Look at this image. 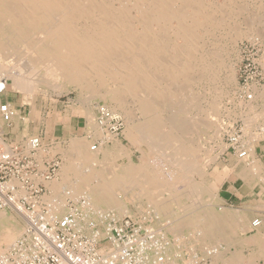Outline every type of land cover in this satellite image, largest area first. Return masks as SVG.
<instances>
[{"label": "bare ground", "instance_id": "bare-ground-1", "mask_svg": "<svg viewBox=\"0 0 264 264\" xmlns=\"http://www.w3.org/2000/svg\"><path fill=\"white\" fill-rule=\"evenodd\" d=\"M223 2L221 6H215L213 2L203 4V0H0V75L5 79L0 101L10 86L13 90L25 91V98L31 97L32 83L45 87L52 83L54 87L49 85V88L53 87L58 93L73 88L86 97L108 99L112 103L108 110L113 115L120 113L126 119L125 135L140 151L136 165L128 163L117 168L115 162L120 157L129 156L127 149L112 141L113 145L104 153L103 162L99 163L93 152L96 148H92L90 141L70 138L67 150L61 151L62 161L56 178L45 182L46 193L47 189L49 193L43 195L44 201L51 200L50 194L67 189L69 191L65 193L71 192L70 195L80 193L85 199L84 207L79 208L85 222L91 219L101 225L105 220L120 219L122 215L133 216L128 209V204L133 201L145 200L154 209V216H158L156 221L155 217L149 220L160 224V215L170 216L172 210H179L183 214L170 220L171 224L163 223L171 233L178 230L179 237L181 232L189 231L188 227L197 228L193 230L197 236L193 242L204 248L205 259L192 264L242 261L241 257L231 253L227 259L226 235L219 234L222 237L219 242L225 240L223 246L226 249L221 250L220 243L216 247L211 243L218 234L213 227L235 221L242 227L239 231L262 230L264 213L254 217L249 216L244 208L221 207L218 213L209 208L213 205L207 196L214 193L206 184L209 180L204 181L203 164L213 161V149L203 148L201 142H205V133L209 135L208 140H214L223 131L224 127L221 128V122L217 121L221 115V102L234 100L233 92L228 89L234 81L229 65L232 46L241 39L264 46V17L259 11V16L253 14L252 10L253 15L249 12L252 16H246L249 8L245 7L244 0ZM216 32L230 35H220L225 40L221 43L220 36L214 35ZM202 81H207L210 86L208 92L203 93L201 103L197 104L199 100L189 91ZM248 91L250 100L241 98V101L238 97L240 109L251 110L255 107L254 101L264 97V86L250 87ZM195 107L198 113L188 115V111ZM135 114L142 118L137 124L134 123ZM85 115L87 123L92 126V137L99 138L102 133L93 123L91 112L85 111ZM11 121L15 123L13 130H16L15 114ZM2 126L0 120V135ZM250 133L243 127L241 135L246 143V153L253 159L251 138L257 133ZM53 153L54 149L49 150L50 156ZM248 157L238 160L246 164ZM248 164L242 167L246 171L243 174L256 172L253 169L257 168L252 175H260L254 159L252 169ZM165 170L168 171L165 173ZM195 175L199 179L197 182L192 178ZM242 176L239 173L238 177ZM182 183L184 186L179 188ZM15 206L11 211L16 214L0 210V255L25 230L24 218L17 210L21 207ZM151 222L148 224L155 232H162L164 228L157 229L159 226L155 227ZM100 229L95 232L87 230V233L95 238L104 236L106 228ZM159 235L162 239L165 237L164 233ZM181 244L165 242L155 256L147 255L149 261L144 264H177V256L172 255L178 253ZM247 260L249 263L246 261V264H252V260Z\"/></svg>", "mask_w": 264, "mask_h": 264}, {"label": "rangeland", "instance_id": "rangeland-1", "mask_svg": "<svg viewBox=\"0 0 264 264\" xmlns=\"http://www.w3.org/2000/svg\"><path fill=\"white\" fill-rule=\"evenodd\" d=\"M208 1H209V3H207ZM208 1L207 0H203V4L210 5L213 2V5L221 6V3L222 4L224 3L223 0H208ZM244 1L245 2H243V3L245 5V7L249 8L248 10L246 8V10L248 11L246 16H252L254 13H256V15L259 16L258 14L260 12V14L262 13L261 17H264V14H263L264 13V0H259V2H260L259 4L257 3L258 0H252V1L251 0H247V1L244 0ZM252 2H253V4H252L253 6H251ZM262 2H263V4H262ZM252 8H254V9H252ZM251 10H252L253 14L251 13ZM249 12L252 15L249 14ZM218 33L219 32H216L214 35L216 37H218L220 35L223 36L224 34H225V36H227L228 34L230 35V33H228V32H227V35H226V33H223V32H221L222 34H220V33L218 34ZM218 38L220 39L221 43L225 41L224 38L221 37V36L218 37ZM250 43L251 42H248L246 39H241V40L235 42V44L232 46L233 48H231V50H233V53L231 52V55H230L231 58H230V62H229L230 64L229 65H230L231 71L233 72V77H234L233 80L234 81L231 84L232 87H229L228 89L230 90L229 92H231V93L233 92L234 100H235V98H237V99L235 101L232 100V101H229V102L225 101V100H222L223 103L221 102V110L222 111L220 110V114L221 115H219L220 118L218 117L217 121L221 122L220 123L221 124L220 127L221 128L224 127L223 131L219 134L218 137H215L214 140H208L209 135L207 133H205V135L203 136V138L205 139V142L204 143L201 142L203 148L206 147V148H208L210 150L213 149L211 151L212 160L213 161H207L206 165L203 164V167L205 169L204 181L207 182L209 180V182H207L206 184L207 185L209 184L208 186L211 187V189H212V191L214 193V195L212 194V196H207V200L209 201L210 204L213 205L212 207H210V205H209V208H211L212 211L215 212V213L216 212L218 213L220 211L219 209H221V207H224V208H227V209L229 208V209H232V210H238V209L241 208L242 205L239 206L236 203L237 200H234V198H231L230 200L226 201V204H224L225 202L221 203L222 201L217 202L215 197H217L218 192H219V195H222V193L235 191V187L236 186H235V182H234L235 181L234 177L237 176L238 171L236 169H237L238 166H240V165H244L245 166L246 164L249 163L248 164V166H250L249 169L250 168L252 169L253 167H251L252 166L251 162H253V159H254V162H257V164L259 165V160L260 159L257 156L255 157V154H256L257 151L254 150V149H255V147L258 146V144L262 140H264V135H260V134L257 133V135L255 137L252 136V138H251V146L252 147L251 148L254 150V153H253L254 156H253V159L251 157H248V152H247L246 156H245V157H248V159L246 160V164H245V162H243V160L242 161L238 160V159H241V158H237L235 156L234 151L230 148L231 146H229V141H228L229 136H231L238 129H243V127H244V130L246 132L248 128H252L256 124L257 125H264V109H263L264 108L263 107L264 106L263 105L264 104V97L262 98L260 96L257 100H255L254 103H253V105H255V107L253 109H251V110L240 109L239 108V104H238V102H239L238 99L239 98H240V100H241V98L243 100H245L244 95H242V93H245V90L243 89V87H242L243 85L241 84V81H240V69H241L242 64H243V62H242V59H243L242 50H246L247 48L248 49H250V48L253 49V51L255 53V57H254L255 63L260 64L259 67L262 69V72L264 73V51H263L264 50V48H263L264 46H263V44H259V43H253V45H252V43L251 44ZM255 48L258 50V54H257V51H256ZM256 59H257V61H256ZM234 63H236V64H234ZM206 82L207 81H205V82L202 81V82H199L198 85H196V87H194V85H193V87H190L191 91H189V92H191L192 95L195 94L193 96L197 97V100H199V102L197 104H200L202 99L204 98L205 94H203V93L208 92V89H209L208 87L210 86V84L206 83ZM201 83L202 84L204 83V84L202 85ZM207 84H209V85H207ZM49 85L53 86L52 83H50ZM49 85L47 87H45L44 84L42 85V84H38V83H35V84L32 83L31 84V90H30L31 91V97H29V98H25L23 96V93L24 94L26 93L25 91L13 90V89L10 88L11 86L6 89V92L4 93L5 95L3 94L4 97L2 95V98H1L2 100L0 101V103H2V102L9 103L14 108V110H15L14 114L17 117V129L16 130L14 129L15 130L14 131L13 127H15V123H13V121H11L10 124H5L2 121L1 116H0V120L3 122V126H2L3 132H2V134H3V137L5 138V140L7 141V143L12 144V145H20L22 147H25L26 145H28V144H24L27 140H30L32 138L37 137L42 142L41 144L44 145V147L41 149V150H43L40 153L41 157H43L44 159L46 157L50 158L52 156H58V157L61 158V155L55 154V153H60L61 154V151L67 150L68 145H69L68 143L72 139V137L73 138H80V139L84 138V139H87L88 141H90L91 145L92 144L95 145V146L97 145L95 151H93V152L96 154V158L99 161V163H101V162H103V156H104L105 151L111 145L110 143H112V141L115 143L116 140H119L121 142V144L123 145V146H121V144H119V146L127 149L128 153H129V156L127 158L126 157H120L115 162L117 168H121L123 166H126V165H128V163H132V164L136 165L139 162L138 158L140 156V151H139L137 146H135L133 143L129 142L130 140L125 135V131H126L125 128H126L127 122H126V119L124 120V118L121 116L122 114H120V113H115L114 114V116L116 115L115 117L118 118V121H116L113 118V119H110L109 121H107L105 126L98 125V122H99L98 107L99 106H105L107 108H110L112 106L111 101H109L108 99L100 98V97H90V96L86 97L83 93L80 95V93L77 92V90H75L73 88H68V89H66V91L58 93V92H55V90L53 89L54 86L49 88L50 87ZM235 85H236V87H235ZM261 85L264 86V80L262 81ZM203 86H206V87H203ZM201 87H203V88H201ZM239 88L242 89V91H239ZM50 89H52V90H50ZM198 98H200V99H198ZM243 100H241V101H243ZM82 101H83V103H82ZM81 104H82V106H81ZM85 104H86V107H85ZM235 104L236 105L238 104V105L235 106ZM244 104H246V103H244ZM197 109L198 108H196V107H195V109L191 108L188 111L189 112L188 115L195 116L198 113ZM234 109H235V111H234ZM237 109H238L239 113H238ZM254 109H257V110H254ZM85 111H90L91 112L93 123L100 128V131H101L102 134L98 130L99 134H101L99 138L95 139V138L92 137V135L90 133V129H91L90 127H92V126H90L88 124L89 122L87 123L88 118L86 119V117H85L86 116L85 115ZM96 111H97V113H96ZM243 112L246 115H244ZM224 113L226 115H224ZM133 116H134V114H133ZM138 116L139 115L135 116V119H134V123L135 124H137L139 121H142V118L141 117L139 118ZM244 122L245 123L250 122V123H253V124H251V125H250V123L245 124ZM68 123H72L73 130L71 132L73 134L71 133L68 136H63V137L61 136L60 137L59 135H60V133L62 131V127L67 125ZM90 123L92 124L91 121H90ZM115 123L117 124V131L116 132L111 130V128L114 127ZM76 125L80 126V129L77 132L75 131ZM246 125H248V126H246ZM260 127H263V126H258V128H260ZM258 128H256V130ZM254 132L251 130V133H254ZM89 133H90V135H89ZM110 134H111V136H110ZM108 135H109V138H112V139H110L111 141L108 140ZM24 140H26V141H24ZM213 141H214V143H213ZM219 141H221V142H219ZM242 141L244 142L242 144V146L245 147V150L247 151L246 143H245V140L243 139V137H242ZM99 142H100V144H99ZM208 145H211L212 148L211 147L209 148ZM59 146H60V148H59ZM214 148H216V149H214ZM48 149L51 150V151H53V149H54V153H53L54 155L50 156ZM220 149L223 150V151H221ZM242 149H244V148H242ZM55 150H57V151L55 152ZM216 153H218V154L215 157ZM257 154H258V152H257ZM125 158L126 159L129 158L128 161L131 160V162L130 161L129 162L126 161ZM239 162L241 163L240 165H238ZM253 170H256V172H257V168L253 169ZM166 171H168V170H165V173H166ZM256 172H251L250 173V171H249L250 176H253L252 174H255ZM56 176L54 178H56ZM259 176L260 175L253 176V178L256 177L258 179ZM192 178L196 182L199 181V179H198V177L196 175L193 176ZM44 184H45V182H44ZM183 186H184V183H182L178 187L182 188ZM254 186L257 188L258 191H261V192L263 191L261 194H262V197L264 198V183L257 182V184H254ZM68 191H69V189L63 190L61 192H57V193H54V194H50L49 199L56 200V202L58 201L57 203L59 204L60 212L62 211L61 213H65L66 210L68 211L69 209H72V208H75L76 210L80 211L79 208H83V207L81 206L80 202H78L77 200H78L79 197H82V196H80V193H77L78 196H76V194H75V196H74V194L70 195V199L71 200L73 199V200H72V202H69L70 206L67 207L66 203L68 201L63 197V194L65 192H68ZM47 192H48V189H47ZM69 194H71V192ZM45 195H47V193L44 194V196ZM62 204H64V205H62ZM146 204H147V202L145 200H143L142 202L141 201H139V202L138 201H135V202L133 201V202L129 203L128 204V209L130 210V214L133 215V216L122 215L120 219H122L123 217H130V218L133 217L134 218V219L132 218L133 220H136V221L140 220L139 222H142V224H143V222L146 221L145 222L146 225H149L148 221H151L149 219H153L155 217V221H156V218L158 216L157 217L154 216V214H153V212H154L153 210L154 209L151 206H149L148 204L147 205ZM67 208H69V209H67ZM5 210H7V212H9L11 214H16V213H12V211L10 209H5ZM12 210H14V209H12ZM151 210H152V212H151ZM178 211L177 210H172L170 216L169 215H160V217L162 218V223L163 222L164 223L167 222V223L171 224L170 220L174 219L178 215L183 214V213L180 214V211L179 212ZM259 215H262V214H255L254 217H258ZM120 219H113V221H119ZM89 221H93V220L90 219ZM155 221L152 220L151 223H152V225H155V227L159 226L157 229H159V228L163 229L164 228L162 230V232L161 231L158 232V230H157L156 233L158 235L160 233H164L165 237H163V239H164V241L166 243H170V244H173V243H175V244L176 243H180L181 244V243H183V244L180 245L181 247H180L178 253L174 252L173 255H172V250H171V255L172 256H177V258H178V261L176 262L177 264H192L193 261L195 263V262H198L199 260L204 258V256H203V253L205 254L204 248L202 246H199V245H197V244H195L193 242L194 239L197 240V238H195L196 235H195V232H194L195 230H197V228L190 227L191 228L190 229L188 227L189 231H184V233H182L180 231L182 234L180 233L181 237H179V234L177 235V233H176V232H179L178 230L175 229L176 232H172L171 233L170 231L166 230V227L164 226L165 225L164 223L163 224L162 223L160 224V223H157V222L155 223ZM100 232L102 233L103 230L100 229ZM174 234L177 235V237ZM189 234H192V235L189 236ZM189 237H191V238H189ZM19 238H16V240L19 239ZM101 238H102V236L99 237V239H101ZM16 240H14V242ZM211 243L214 244V246L220 243V245L222 247L221 250L222 249H226L225 246H223V244L221 242H218V241H215V240H211ZM191 245H192V247H191ZM190 248H195V250L191 249V251H194L195 253H192L190 251ZM188 251L190 253H187ZM192 256H194V257H192ZM188 258L189 259H194V260L190 261V260H188ZM188 261H189V263H187ZM202 262H199L198 264H204V263L205 264H210L209 262H206V261L205 262L202 261Z\"/></svg>", "mask_w": 264, "mask_h": 264}, {"label": "built area", "instance_id": "built-area-1", "mask_svg": "<svg viewBox=\"0 0 264 264\" xmlns=\"http://www.w3.org/2000/svg\"><path fill=\"white\" fill-rule=\"evenodd\" d=\"M242 53L240 81L245 100H250L248 89L262 86L264 73L260 64L255 63L252 48ZM4 89L5 79L0 75V94ZM98 112L100 126L113 118L118 121L105 106H99ZM14 113L9 103H0V116L5 124H10ZM111 130L117 131L116 123ZM256 133L264 135V127L258 128ZM241 134L242 129H238L228 141L235 156L243 159L246 150ZM41 143L35 137L22 147L9 144L2 134L0 136V210H11L17 204L25 221L23 234L0 255V264H144L149 256H155L163 248V239L145 222L123 217L119 221L105 220L101 226L94 221L85 222L75 208L61 213L56 201H44V182L56 176L61 159L58 156L42 159L40 153L44 145ZM63 197L69 207L70 194L64 193ZM77 201L84 207L83 197ZM101 227L106 228L101 239L87 233V230L95 232Z\"/></svg>", "mask_w": 264, "mask_h": 264}, {"label": "crops", "instance_id": "crops-1", "mask_svg": "<svg viewBox=\"0 0 264 264\" xmlns=\"http://www.w3.org/2000/svg\"><path fill=\"white\" fill-rule=\"evenodd\" d=\"M256 125H254V127H252V128H248V129L250 131L251 130L255 131L254 128L256 129V128H258V126L264 127V125H258V126H256ZM79 129H80V126L76 125L75 131L77 132V131H79ZM72 130H73L72 123H68L67 125L62 127V131H61L59 136L60 137L61 136L62 137L68 136L72 133L71 132ZM110 144H111L110 146L113 145V143H110ZM115 144H116V146L117 145L119 146V144H121V142L119 140H116ZM262 144L264 145V140H262L258 144V146L255 147V149H254L258 152V155L256 152L255 157L257 156L260 159L259 165H258V167H260L259 168L260 176L258 177V179L261 178V180H263L262 177H264V146ZM121 146H123V145L121 144ZM55 154L60 155V153H55ZM125 160L128 161V159H126V158H125ZM242 167H245V166L240 165L236 169L238 171V173H237V176L234 177L235 178L234 182H235V186H236L235 191L222 193V195H219V192H218L216 201L217 202L222 201L221 203L225 202L224 204H226V201L230 200L231 198H234V200H237L236 203L239 206L242 205L241 208L238 210H241L244 208L245 212L249 216H252V215L254 216L255 214H262V213H264V208H262V207H264V198L262 197V194H261L263 191L262 192L258 191L257 188H255L254 184H257V182L264 183V180L262 182L260 179H259L260 180L259 181L256 177L253 178V176H255V175L250 176L249 172L247 173V175H245V173L243 174V172H246V171H243L244 168H242ZM239 173L243 175L240 178L238 177ZM254 181H256V183ZM243 183H245V184H243ZM259 205H260V208H257V207H259ZM229 227H231V228L229 229ZM213 228H214L213 230L216 233H218L217 235H215L216 238L213 237V240L217 239L218 242H219V240H222V237H220L219 234L226 235L224 237L226 239H228V240H226L227 241L226 245L229 247L228 248L229 253L227 255V259H229L231 254H232V256L236 255V256L241 257L242 261H244L243 263H241L242 262L241 261V262H236L234 264H239V263L240 264H246V261H247V263H249L247 258H249V260L253 261L252 264H264V229L258 230V231L257 230H248V231L245 230V232L244 231L242 232V229L239 231V229L242 227H240V225L236 224L235 221L233 223L228 224V225L221 223V224L215 225ZM217 230H219V232ZM219 238H221V239H219ZM248 238H253V239L249 240ZM220 242H222V241H220ZM223 242L225 243V240ZM223 242H222V244H223ZM232 243H233V245H232Z\"/></svg>", "mask_w": 264, "mask_h": 264}]
</instances>
